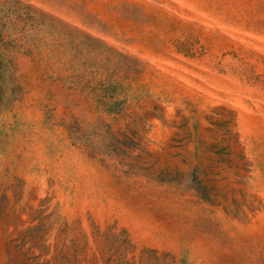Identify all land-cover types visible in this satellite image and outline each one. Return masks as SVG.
<instances>
[{"label":"rangeland","instance_id":"rangeland-1","mask_svg":"<svg viewBox=\"0 0 264 264\" xmlns=\"http://www.w3.org/2000/svg\"><path fill=\"white\" fill-rule=\"evenodd\" d=\"M0 264H264V0H0Z\"/></svg>","mask_w":264,"mask_h":264},{"label":"trees","instance_id":"trees-1","mask_svg":"<svg viewBox=\"0 0 264 264\" xmlns=\"http://www.w3.org/2000/svg\"><path fill=\"white\" fill-rule=\"evenodd\" d=\"M1 72H2V70H1V68H0V74H1ZM0 107H2L1 104H0Z\"/></svg>","mask_w":264,"mask_h":264}]
</instances>
